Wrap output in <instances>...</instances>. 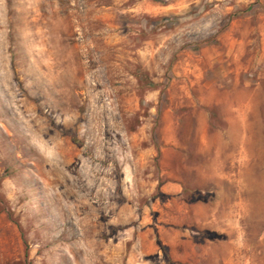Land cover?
<instances>
[{"label": "rangeland", "instance_id": "374dc122", "mask_svg": "<svg viewBox=\"0 0 264 264\" xmlns=\"http://www.w3.org/2000/svg\"><path fill=\"white\" fill-rule=\"evenodd\" d=\"M0 264H264V0H0Z\"/></svg>", "mask_w": 264, "mask_h": 264}, {"label": "trees", "instance_id": "16d2710c", "mask_svg": "<svg viewBox=\"0 0 264 264\" xmlns=\"http://www.w3.org/2000/svg\"><path fill=\"white\" fill-rule=\"evenodd\" d=\"M142 82V81H141ZM146 85H149V86H155L153 83H145V81H143V83H142V86H146Z\"/></svg>", "mask_w": 264, "mask_h": 264}]
</instances>
